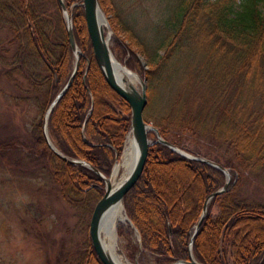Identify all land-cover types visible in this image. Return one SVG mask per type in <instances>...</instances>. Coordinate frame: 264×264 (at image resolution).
Masks as SVG:
<instances>
[{
    "label": "trees",
    "instance_id": "1",
    "mask_svg": "<svg viewBox=\"0 0 264 264\" xmlns=\"http://www.w3.org/2000/svg\"><path fill=\"white\" fill-rule=\"evenodd\" d=\"M58 20L38 12L33 0H0V17L20 42L14 58L17 74L45 98L43 115L69 81L74 56L58 0ZM73 10L79 70L49 120V135L64 155L86 161L110 176L122 157L131 128L132 109L106 81L96 63L82 0H65ZM111 26L128 43L112 47L117 59L148 82L149 103L167 94L157 117L144 114L161 136L177 147L229 169V189L212 201L195 237L193 253L201 264H264V206L243 199L246 174L264 184V0H174L160 35L144 41L100 0ZM60 23V24H59ZM118 25V28L115 27ZM60 25L62 28H60ZM147 59L143 63L140 54ZM43 66L47 76L27 67ZM89 67V70H87ZM145 111V113H146ZM37 124L32 151L50 180L72 207L84 206L93 193L100 200L105 182L94 171L58 157ZM155 132L149 139L156 141ZM211 141L217 158L193 152L192 142ZM0 141V154L12 148ZM226 183L223 172L180 157L162 144L150 147L144 171L125 195L126 214L137 228L144 252L156 264L189 261L194 228L205 201ZM217 214H213L214 208ZM138 248L132 246V259ZM80 264H103L90 245Z\"/></svg>",
    "mask_w": 264,
    "mask_h": 264
},
{
    "label": "rangeland",
    "instance_id": "2",
    "mask_svg": "<svg viewBox=\"0 0 264 264\" xmlns=\"http://www.w3.org/2000/svg\"><path fill=\"white\" fill-rule=\"evenodd\" d=\"M33 4L46 18L52 12L58 20L55 0H33ZM173 4L174 0H111L110 8L138 36L149 41L164 29ZM106 18L110 24L115 19L113 14ZM14 38L10 25L0 23V141L13 145L0 154V264H80L93 245L91 222L99 199L93 193L81 208L69 205L50 180L43 161L34 155L32 145L38 134L36 126L44 116L45 98L15 71L13 63L20 42L13 43ZM111 38V47H116L117 42L128 43L126 35L114 29ZM140 57L147 65L145 55L141 53ZM28 64L30 71L34 68L47 76L43 66L35 68L32 62ZM170 93L167 90L165 95L157 94L154 108L145 110L149 119L157 117ZM189 147L212 159L222 153L221 147L211 141L192 142ZM240 194L248 202L264 206L261 179L246 174ZM218 211L216 207L212 213ZM123 214L127 217L125 208ZM117 226L116 250L127 259L126 264H136V259L140 264H156L154 256L141 249L138 230L121 221ZM132 246L138 248L134 259Z\"/></svg>",
    "mask_w": 264,
    "mask_h": 264
},
{
    "label": "water",
    "instance_id": "3",
    "mask_svg": "<svg viewBox=\"0 0 264 264\" xmlns=\"http://www.w3.org/2000/svg\"><path fill=\"white\" fill-rule=\"evenodd\" d=\"M58 1L61 6L62 15H63V19H64L65 26H66V32H67L70 45L73 51L74 68H73L69 81L67 82L65 87L58 94L56 99L53 101V103L50 105L47 112L45 113L44 121H43V135L45 137V140L48 146L58 157H60L62 160L74 166H82V167H86L94 171L105 182V194L102 197V199L97 203L94 213H93L92 222H91V237H92L94 249L98 257L100 258L103 264H119L116 257L113 255V252L105 244V241L102 236L104 217L109 212V210L118 203H122L123 209L125 208L124 207L125 195L130 191V189L135 185V183L138 181V179L142 175L145 165H146L150 147L154 144H162L166 146L167 148L171 149L172 151H174L180 157L209 165L223 172L226 177V183L224 187L214 192L213 194H211L205 201L203 212L201 214V217L198 223L196 224L194 228V233L190 241V245H189L190 246L189 248L190 260L189 261H179V262L173 263V264H201L200 262L196 260L194 253H193L195 237L197 233L199 232L208 214V210H209V207L213 199L217 196L224 194L230 187L231 181H232L231 171L221 166L220 164L216 163L215 161H212L204 157L193 155L177 147L173 143L165 140L161 136L157 128H155L153 125L145 121L144 113L149 103L148 82L146 79H143L137 72L132 71L125 64L121 63L116 58L112 50L111 43H110L111 34H112L113 29L111 27V24L108 22L106 18L107 15L100 3V0H82L81 5L83 6L84 11H85L88 33L92 40V47H93L95 60L98 63L109 85L114 90H116L118 93L123 95L131 106V109H132L131 128L127 136L123 155L126 150L128 139L130 136H132L136 144L135 161L130 171L128 172V174L124 177V179L116 187H113L111 180H112L114 168L116 164L119 161H121L123 155L121 158H119V156H116V163L113 167L111 175L108 177L102 174L99 170L93 167V165H91L90 163L83 161V160L70 158L64 155L53 144L50 138V135H49V120H50L53 110L55 109L59 101L65 96V94L69 91L70 87L72 86L76 78V75L78 73V70H79L80 57L82 55V52L79 49V46L77 44L75 32H74L72 14H73V8L75 7V5L69 9L66 5L65 0H58ZM114 59L120 67L128 70L136 77L138 81L137 86L120 79L115 74L114 62H113ZM87 70H89V67ZM150 132H155L156 137H157L156 141H152L151 139H149ZM127 221H129V219H127ZM129 223L131 224L130 221ZM131 226H133V228H136L133 224H131ZM141 249H142V244H141ZM136 264H140L138 259H136Z\"/></svg>",
    "mask_w": 264,
    "mask_h": 264
},
{
    "label": "bare ground",
    "instance_id": "4",
    "mask_svg": "<svg viewBox=\"0 0 264 264\" xmlns=\"http://www.w3.org/2000/svg\"><path fill=\"white\" fill-rule=\"evenodd\" d=\"M121 40H122V38H121ZM113 42H115V41H113ZM113 62H114L115 74L120 79L137 86L138 81H137L136 77L131 72H129L128 70L120 67L117 64V62L115 61V59ZM135 156H136V144H135L133 137L130 136L128 139V142H127V146H126V150L124 152V155H123L121 161H119L114 168V172H113V176H112V180H111L113 187H116L124 179V177L128 174V172L130 171V169L133 166V163L135 161ZM123 210L124 209H123L122 203H118L115 206H113L109 210V212L105 215L104 220H103V228H102V236H103V239L105 241V244L113 252V255L116 257L119 264H126L127 263L126 262L127 259L124 256H122L118 250H116V246H117L116 228L118 227L117 225L120 221L126 222L128 219L126 216H124Z\"/></svg>",
    "mask_w": 264,
    "mask_h": 264
},
{
    "label": "flooded vegetation",
    "instance_id": "5",
    "mask_svg": "<svg viewBox=\"0 0 264 264\" xmlns=\"http://www.w3.org/2000/svg\"><path fill=\"white\" fill-rule=\"evenodd\" d=\"M2 11V7H1V4H0V13ZM0 23H6L5 20H3L1 17H0Z\"/></svg>",
    "mask_w": 264,
    "mask_h": 264
}]
</instances>
